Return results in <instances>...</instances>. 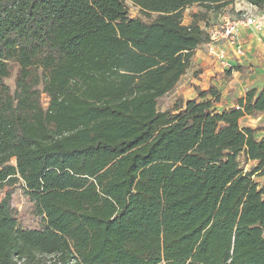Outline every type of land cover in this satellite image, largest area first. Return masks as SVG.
Returning <instances> with one entry per match:
<instances>
[{
  "label": "trees",
  "instance_id": "16d2710c",
  "mask_svg": "<svg viewBox=\"0 0 264 264\" xmlns=\"http://www.w3.org/2000/svg\"><path fill=\"white\" fill-rule=\"evenodd\" d=\"M233 2L0 0V264H264V88L158 109Z\"/></svg>",
  "mask_w": 264,
  "mask_h": 264
},
{
  "label": "crops",
  "instance_id": "0c3cea01",
  "mask_svg": "<svg viewBox=\"0 0 264 264\" xmlns=\"http://www.w3.org/2000/svg\"><path fill=\"white\" fill-rule=\"evenodd\" d=\"M249 5L246 0H234L218 16L209 14L208 17L212 19L210 23L218 22L222 17H240L242 11ZM197 7L198 5L189 8L198 10ZM202 12L203 8L199 6V12L195 13ZM191 21L192 19L186 25ZM239 45L243 48V55H239L232 46L227 45H220L214 50L207 44L198 47L191 68L168 94H172L171 107L179 98H183L185 102L196 99L198 97L196 86L201 91L215 88L219 92L220 101L213 102V108L219 112L232 109L250 90L255 89L260 92L264 88V30L253 32L250 29H241ZM220 54H226L224 59L229 66L224 64V59L219 58ZM209 99L212 100V97ZM240 125L252 129L264 126V113L255 116L246 115L240 119ZM256 137L263 139L264 132H258Z\"/></svg>",
  "mask_w": 264,
  "mask_h": 264
},
{
  "label": "built area",
  "instance_id": "2783aa9c",
  "mask_svg": "<svg viewBox=\"0 0 264 264\" xmlns=\"http://www.w3.org/2000/svg\"><path fill=\"white\" fill-rule=\"evenodd\" d=\"M212 19L210 20V22ZM208 23L205 30L208 34L209 41L206 43L211 49L218 46L233 47L239 55H243V48L239 45L241 29H250L253 32L264 30V9L254 5H249L243 10L240 17H222L220 21ZM220 59L226 58V54H220ZM224 64L229 66L224 59ZM237 110L240 107H236Z\"/></svg>",
  "mask_w": 264,
  "mask_h": 264
},
{
  "label": "rangeland",
  "instance_id": "374dc122",
  "mask_svg": "<svg viewBox=\"0 0 264 264\" xmlns=\"http://www.w3.org/2000/svg\"><path fill=\"white\" fill-rule=\"evenodd\" d=\"M127 5L129 7L130 15L132 18L146 20L145 18L141 16L138 7L134 6V4H132L131 2H127ZM197 8L198 10H195V8H188L185 10L184 15H183L184 24H187V22L193 19V16L199 12V6ZM203 11H205L204 8H203ZM14 79L15 77H12L11 79L7 80V84L13 90L15 89ZM43 102H44V106H46L47 99L44 98ZM171 102H172V94L166 96L165 98L159 101L158 109L160 111L170 109ZM239 160H240L241 166L244 169L245 173L253 171L257 166L256 162H251V161L247 162L243 155H240ZM253 180L254 182L259 184V190L264 189V176H260V177L254 176ZM13 207L18 212V220L22 227L26 229H38L40 227V220L38 217L32 214L31 204L28 198L25 196L22 186H18L15 190V193L13 195Z\"/></svg>",
  "mask_w": 264,
  "mask_h": 264
}]
</instances>
